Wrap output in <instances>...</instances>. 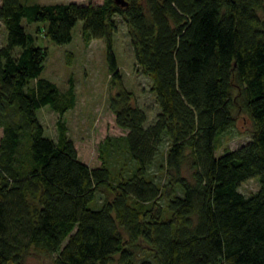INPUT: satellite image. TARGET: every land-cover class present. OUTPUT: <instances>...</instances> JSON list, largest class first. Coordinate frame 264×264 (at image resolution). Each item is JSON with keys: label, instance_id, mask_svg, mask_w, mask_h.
<instances>
[{"label": "trees", "instance_id": "obj_1", "mask_svg": "<svg viewBox=\"0 0 264 264\" xmlns=\"http://www.w3.org/2000/svg\"><path fill=\"white\" fill-rule=\"evenodd\" d=\"M117 14L160 105L152 118L124 82ZM24 17L59 43L79 18L85 42L104 37L108 105L127 130L101 140L99 164L68 134L74 81L41 74L49 48ZM0 18V264H29L31 247L55 264H264V0H1ZM237 112L251 136L217 152ZM250 177L259 187L245 192Z\"/></svg>", "mask_w": 264, "mask_h": 264}, {"label": "rangeland", "instance_id": "obj_2", "mask_svg": "<svg viewBox=\"0 0 264 264\" xmlns=\"http://www.w3.org/2000/svg\"><path fill=\"white\" fill-rule=\"evenodd\" d=\"M52 2L60 0H28ZM66 1V0H63ZM80 2H101L102 0H77ZM1 2V0H0ZM118 28L114 34V48L119 66L124 76L125 84L134 90L135 99L148 109L150 118L154 117L160 105L155 92L151 88V79L135 63L133 45L130 41L127 25L122 15L116 16ZM23 21L27 28L33 30L36 41L49 48L45 59L42 75L54 80L61 89L66 90L71 81L76 87V103L68 108L63 116L68 124V134L74 139L79 156L92 165L101 162L99 143L107 134H119L127 129L121 127L115 119V112L108 105L109 96L117 90L111 84V73L106 58V43L104 37H94L85 42L81 27L83 20L79 18L73 26V37L67 42H56L37 26H43L42 20ZM7 28L0 18V44L7 40ZM39 117L44 124L46 133L57 136L58 110L49 103L38 109ZM236 121L231 132H225L220 137L217 152L225 147H233L251 136L252 123L242 112L236 113ZM3 127L0 126V138ZM259 187L257 177H250L241 184L242 190L250 192ZM24 259L29 264H55L52 255L44 254L31 247Z\"/></svg>", "mask_w": 264, "mask_h": 264}, {"label": "water", "instance_id": "obj_3", "mask_svg": "<svg viewBox=\"0 0 264 264\" xmlns=\"http://www.w3.org/2000/svg\"><path fill=\"white\" fill-rule=\"evenodd\" d=\"M121 2H126V0H120Z\"/></svg>", "mask_w": 264, "mask_h": 264}]
</instances>
